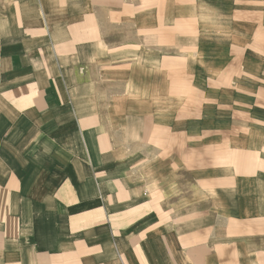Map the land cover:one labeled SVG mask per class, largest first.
Here are the masks:
<instances>
[{"label":"crops","instance_id":"obj_1","mask_svg":"<svg viewBox=\"0 0 264 264\" xmlns=\"http://www.w3.org/2000/svg\"><path fill=\"white\" fill-rule=\"evenodd\" d=\"M0 264H264V0H0Z\"/></svg>","mask_w":264,"mask_h":264}]
</instances>
